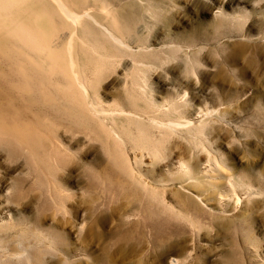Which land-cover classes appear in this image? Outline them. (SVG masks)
<instances>
[{
  "label": "bare ground",
  "instance_id": "6f19581e",
  "mask_svg": "<svg viewBox=\"0 0 264 264\" xmlns=\"http://www.w3.org/2000/svg\"><path fill=\"white\" fill-rule=\"evenodd\" d=\"M179 1L0 0V145L9 157L23 159L27 167L22 176L11 178L6 176L10 170H0V264L48 263L51 247L62 238L46 225L51 218L50 201L60 199L68 210L65 204L72 196L55 181L60 166L82 170L93 188L100 184L106 191L120 188L130 194L131 206L127 201L128 209L121 211V219L117 216L123 232L104 247L102 262L109 261L119 248L130 251L147 243L157 258L171 251L165 259L159 258L161 264H190L194 249L188 250V233L200 236L206 219L226 212L231 203L236 208L244 199L254 206L257 199L264 203V179L225 170L214 146L211 133L223 119L216 116L223 112L197 107L184 88L174 87L178 82L174 78L169 81L174 95L163 100L156 97L149 82V73L173 58L184 61L187 74L202 63L198 53L205 46H198L197 41L180 59L177 53L182 46L166 50L165 43L161 49L148 38L150 30L160 24L158 20L164 22L171 18L169 14H176L173 11L183 3ZM242 2L264 12V0ZM218 15L225 17L222 9ZM222 19L213 20L219 30L226 23ZM120 65L125 69L122 101H108L100 82ZM34 187L39 189L43 213L33 221L16 217L15 207L22 199L29 197L26 206L34 200L30 194ZM254 206L245 212L251 214ZM98 210L89 209L87 214L95 216L90 222L96 225L98 220L111 230L114 223L109 225V217L102 220L99 216L105 214ZM133 217L140 218L139 222L128 223ZM68 218L64 216V224L71 222ZM84 225L83 221L78 227L82 240L95 227L90 223L83 230ZM235 229L247 243L258 244L251 220L246 229ZM68 235L64 232V240ZM235 262L242 264V257L236 256Z\"/></svg>",
  "mask_w": 264,
  "mask_h": 264
},
{
  "label": "rangeland",
  "instance_id": "374dc122",
  "mask_svg": "<svg viewBox=\"0 0 264 264\" xmlns=\"http://www.w3.org/2000/svg\"><path fill=\"white\" fill-rule=\"evenodd\" d=\"M242 1L197 0L195 2L194 0H190L188 1L189 4L186 0H180L179 2H183V5L180 4L178 10L173 11L177 15L169 14L171 18H164V22L158 20L157 24L160 23L157 25L158 27L150 30L148 34L150 37L146 36L151 40L153 39V45L156 44V47L159 45L161 49L166 44L168 48H163L166 50H170V47L171 49L178 50L182 46L181 49L183 51L181 49V52L180 50L178 51L181 54L175 51L178 56H181L180 59L183 58L182 54L185 53L186 48L188 49L190 45V47H193L198 43V46H205H200L203 50L202 53H198L202 63L198 65L199 68L196 67L197 71L196 69L194 72L188 71V75L184 70V61L173 58L166 66L163 65L164 67H161L162 65H158L159 68L154 69L156 71L152 70L153 73L152 71L149 73V75L152 74L149 76V82L152 83L151 86L155 89L153 90L156 97L163 100L174 95L173 84L169 82L170 80L172 82L174 78V80L178 81L174 87L178 85L179 88H184L187 91V96L192 99L197 107H202L204 110H219L223 112L221 113L222 116L216 117L223 118L221 121L224 122L220 121L215 125V129L217 127V130L214 129L211 136L214 140V146L218 149L223 160L225 170H233L238 175L250 174L264 179V111H262L264 110V12H256L253 9V5L245 4ZM191 2L198 6L194 8L195 5L193 6ZM206 2L209 3L207 4ZM201 3L206 5L203 6ZM219 7L225 13V17L222 18L226 19V23L223 28L221 27V30L217 29V25L214 24L217 21L213 22L215 19L218 20L219 17L222 19L218 15L220 12ZM172 19L173 21H170ZM204 21L205 23L207 21L208 24H204ZM201 22H203V25ZM204 25H207V29L206 26L204 28ZM189 38H193V40ZM146 58L150 59L149 57ZM126 63L129 67V61H126ZM124 70L120 65L117 66L116 71H111L112 73L107 72L102 77L100 91L105 95L106 100L122 101L121 81L124 77ZM233 127H236L237 130ZM218 129H221V131H218ZM58 133L63 140L62 142H64V128L62 126L59 127ZM20 159L9 157L7 151L0 145V170L4 173L10 170L6 174L7 178H11L13 175H23L22 171L27 170L23 159ZM86 160L90 161L91 157L86 158ZM57 169L54 173L55 181L63 189L64 186L68 188L72 192V196L65 204L66 209L69 211L60 205L62 204V200L59 199L56 202L52 198L53 200L51 199L50 201V209L47 212L51 213L48 216V218H51L47 219L46 225L47 227L50 225V228L56 229L62 235V238L51 247L54 250L51 249L49 251L47 264H94L97 262L99 264H161L159 258L163 259L164 256H168L171 252L170 250L167 255L163 256L162 253V256L157 258L158 255L156 253L154 255L156 251L152 250L151 245L148 246L145 243V245H141V248L131 249L130 251L119 248L111 254L112 256L108 258L109 261L102 262L103 254H106L104 247H106L111 239L113 240V238L123 232L122 228L124 227L117 223L121 221V213L124 211V207L128 206L127 201L129 202V206H131L130 194L126 189L120 188H115L116 191L113 189L116 193L111 190L109 192L105 188H102L100 184L99 187L95 186L93 188L89 183L88 176L76 167H73V170H71L72 168L64 170L62 166ZM38 191L37 187H34L33 192L31 191L30 194L34 200L30 205H25L29 197L20 201L15 207L16 217L33 221L36 216L40 215L41 209L38 201L39 197L37 196ZM113 193L117 196L112 197ZM62 202L64 203V201ZM77 204H80L79 207ZM32 206L33 208H31ZM252 206L254 205L248 204L245 199L238 208H236L234 203H231L227 207L226 212L218 211L213 213L209 219H206L207 223L202 229L201 237L197 236V238L188 233L189 237L186 235V239L189 248H187L189 251L194 249L192 250L193 253L191 251L194 261L190 264H236L235 257L238 255L242 257V264H264V203L261 199H257L254 208L249 209L251 214L246 213V209ZM92 207L101 210L100 215L102 213L105 214L101 215L102 217L99 216L102 220L109 217L110 226L114 223L111 226V230L107 227L104 229L105 227H102L98 220H96V225L90 222L93 221L94 215H89L87 212ZM57 208L60 212H58ZM104 209L106 211L109 210V213ZM111 209L118 210L115 213ZM76 210L79 214L76 213ZM66 212L68 213L66 214ZM118 214L120 215V219L117 217ZM64 216L66 218L70 216L68 219H72V223L64 224ZM104 216L105 218H103ZM133 218L128 223H132V221L138 223L140 220V218L137 219L138 217ZM208 220H211L212 223ZM250 220L253 222L252 233L258 240L257 245L247 243L244 235L235 229L237 226H243V229H246L247 223ZM83 221L85 222L83 230H87L90 223L95 226L94 229L89 231V235L84 240L81 239L80 233L78 234L80 230L78 227L82 225ZM212 226L213 228H211ZM94 230H97V232L100 230L99 232L101 233L93 232L90 235V232ZM64 232L69 233L68 236H65V240ZM257 253L261 254V256L259 257ZM155 261L157 262L155 263ZM27 263L29 264V262H21L20 264Z\"/></svg>",
  "mask_w": 264,
  "mask_h": 264
}]
</instances>
